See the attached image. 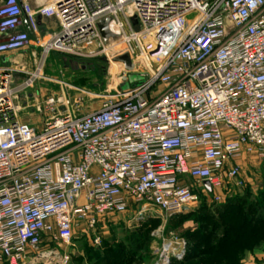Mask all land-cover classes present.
<instances>
[{
	"label": "built area",
	"instance_id": "2783aa9c",
	"mask_svg": "<svg viewBox=\"0 0 264 264\" xmlns=\"http://www.w3.org/2000/svg\"><path fill=\"white\" fill-rule=\"evenodd\" d=\"M38 15L60 29L39 36ZM124 37L145 64L137 85L85 113L94 93L73 84L36 100L51 52L85 60ZM33 45V70L0 62V264H53L76 228L96 230L135 202L166 215L220 205L242 186V163L264 158V0H0V55ZM22 94L39 126L18 118ZM161 239L153 264L186 256L185 238Z\"/></svg>",
	"mask_w": 264,
	"mask_h": 264
},
{
	"label": "rangeland",
	"instance_id": "374dc122",
	"mask_svg": "<svg viewBox=\"0 0 264 264\" xmlns=\"http://www.w3.org/2000/svg\"><path fill=\"white\" fill-rule=\"evenodd\" d=\"M105 46L107 50L85 60L51 52L45 61L46 76L37 80L34 85V92L42 94L39 100L50 92L61 91L67 84H73L94 93L93 96L86 98L81 110L85 113L97 109L104 96L118 92L122 86L126 89L137 85L141 77L136 73L145 67V64L140 60L135 42H131L134 51L129 50V47L126 49L124 43L119 41ZM122 55H127L128 59L132 60L134 65L131 70L126 69V61L120 59ZM34 65L30 70L34 69ZM157 89L158 87L154 88ZM24 96L22 94L15 100V105L20 107L19 119L41 124L42 116L37 114L35 100L29 98L25 101ZM242 168L243 184L240 187L235 186V192L244 197L243 199L251 200L264 192V158L251 163L243 162ZM190 183L198 185L195 180H190ZM206 203L208 208L202 206ZM136 204L138 203H132L128 212L114 216L112 223L107 221L100 223V230L88 228L85 224L76 228L70 245L55 244L59 250V257L53 264H63L62 257L65 255L69 256L67 264H89V251L92 255L93 248L98 249L100 255L98 258L101 257L105 264H153L155 249L162 241L161 236L173 235L185 238L188 244L192 245L197 241L200 245L203 230L209 228L205 220L211 216L216 217L217 208L212 202L204 200L199 206L188 211L166 215L153 207L140 213L139 205ZM212 223L213 220L210 224ZM98 233L107 238V241L101 237L99 242H95V235ZM52 246L54 247V244ZM114 246L123 247V253L112 250ZM49 247L44 242L41 250L45 251ZM38 264L47 263L43 260Z\"/></svg>",
	"mask_w": 264,
	"mask_h": 264
},
{
	"label": "trees",
	"instance_id": "16d2710c",
	"mask_svg": "<svg viewBox=\"0 0 264 264\" xmlns=\"http://www.w3.org/2000/svg\"><path fill=\"white\" fill-rule=\"evenodd\" d=\"M257 196L251 200L237 194L227 196L215 209L217 218H206L209 228L203 230L201 244L197 241L192 245L189 243L186 256L172 264H241L244 252L264 240V192ZM100 227L99 223L97 229L100 230ZM101 237L107 241L103 235ZM92 250L95 255L89 251V264H105L101 257L98 258V249ZM112 250L121 254L124 248L114 246Z\"/></svg>",
	"mask_w": 264,
	"mask_h": 264
},
{
	"label": "crops",
	"instance_id": "0c3cea01",
	"mask_svg": "<svg viewBox=\"0 0 264 264\" xmlns=\"http://www.w3.org/2000/svg\"><path fill=\"white\" fill-rule=\"evenodd\" d=\"M22 2H27L32 4L33 6L37 7L41 4L42 0H21ZM46 4V2H44ZM38 35L39 36H45L52 32L58 31L60 29V24L55 18H42L38 21ZM24 30H29L27 26L23 27ZM35 39V37H34ZM35 42V41H34ZM36 44V43H35ZM40 54V48L38 46H31L25 50L22 51H15L6 55H0V62L15 67V68H25V69H31L33 68V65L36 62V57ZM36 55V57H35ZM23 75L18 74L16 75V81L19 82L23 79ZM38 93V92H37ZM46 94V93H45ZM25 95V101L30 100L34 101L35 99L31 96ZM42 94H38L36 100L41 101L44 99L45 95L42 97L41 100H39V97H41ZM35 100V102H36ZM38 115H41L39 112H37ZM19 118V117H18ZM21 120V119H20ZM24 121V120H23ZM30 123L35 124L36 126H39V123H35L32 121H27ZM241 264H264V240L260 242L258 245L254 246L253 248L246 250L242 256Z\"/></svg>",
	"mask_w": 264,
	"mask_h": 264
},
{
	"label": "water",
	"instance_id": "95a60500",
	"mask_svg": "<svg viewBox=\"0 0 264 264\" xmlns=\"http://www.w3.org/2000/svg\"><path fill=\"white\" fill-rule=\"evenodd\" d=\"M47 1L48 0H42L40 5H43L44 2H47ZM42 18L43 17L41 15H38L37 20L39 21ZM111 23H112V20L110 18H106L105 20L100 21L98 24L101 35L103 36L105 41H110L116 36V33L111 29ZM120 59H123L126 61V69L127 70H131L133 68V63L128 59L127 55H122L120 57ZM205 185L207 186L209 191L212 190L208 182H205ZM188 210H190V209L184 208L182 212H185Z\"/></svg>",
	"mask_w": 264,
	"mask_h": 264
},
{
	"label": "bare ground",
	"instance_id": "6f19581e",
	"mask_svg": "<svg viewBox=\"0 0 264 264\" xmlns=\"http://www.w3.org/2000/svg\"><path fill=\"white\" fill-rule=\"evenodd\" d=\"M151 39H152V35L147 34L146 37H145V40H146V41H149V40H151ZM122 41H124V45H126V44H128V43L131 41V38H129V37H124V38L122 39ZM145 61H146V58H145ZM114 75H115V74H114Z\"/></svg>",
	"mask_w": 264,
	"mask_h": 264
}]
</instances>
